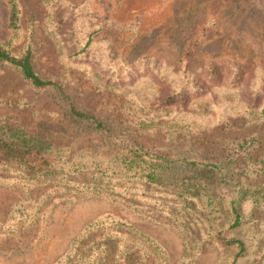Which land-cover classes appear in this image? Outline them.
<instances>
[{
  "label": "rangeland",
  "instance_id": "1",
  "mask_svg": "<svg viewBox=\"0 0 264 264\" xmlns=\"http://www.w3.org/2000/svg\"><path fill=\"white\" fill-rule=\"evenodd\" d=\"M18 4L21 30L15 36L9 29L7 2L0 0V43L12 42V51L21 53L28 40L39 73L70 83L75 102L86 110L104 113L101 107L111 102L109 107L123 108L128 119L151 113H142L137 102L162 103L175 91L178 71L188 68L187 62L179 65L180 51L190 44V50L197 49L199 57L190 68L195 89L171 109H158L162 126L136 137L139 144L155 151L197 145L216 152L221 139L257 136V154H264V117L259 114L264 89L256 92L264 87V0H229L224 6L218 0H18ZM99 26L103 31L95 35L92 47L76 55L88 32ZM113 81L119 82L118 89L102 88V82ZM1 103L0 112L25 129L34 130L41 120L60 113L51 92L32 88L7 67H0ZM112 111L108 109L109 114ZM118 112L117 123L124 117L122 110ZM77 139L90 143L101 138L86 133ZM23 198L22 192L0 189V264H53L89 222L108 211L156 239L172 263L185 256L183 241L172 229L121 212L104 200L57 204L44 236H38L37 229L17 228L11 222ZM7 222L11 232L4 229ZM251 231V255L242 264H264V223L253 225ZM196 257L198 264H220L226 256L206 245Z\"/></svg>",
  "mask_w": 264,
  "mask_h": 264
},
{
  "label": "trees",
  "instance_id": "2",
  "mask_svg": "<svg viewBox=\"0 0 264 264\" xmlns=\"http://www.w3.org/2000/svg\"><path fill=\"white\" fill-rule=\"evenodd\" d=\"M218 1L224 6L229 0ZM6 2L9 29L18 36V0ZM102 31L103 26L89 31L75 54L85 53ZM191 45L180 51L179 65L187 62L188 68L185 73L178 71L175 91L159 104L140 103L135 96L141 112L151 113L128 119L129 113L109 107L111 102L101 107L104 113L81 108L70 83L39 73L28 40L21 53L12 51V42L0 43V67L16 71L36 90L51 92L60 108V113L41 120L34 130L0 112V189L22 192L24 197L11 222L17 228L37 229L38 236H44L57 204L104 200L121 212L172 229L185 247L184 258L172 263L156 239L126 217L108 211L89 222L53 264H198L195 258L206 245L226 256L220 264H242L250 258L251 229L264 223V154H257L258 137L221 139L216 152L197 145L155 151L135 139L162 126L164 119L158 118V109H171L195 89L190 68L199 56H195L197 49L190 50ZM118 83L101 85L115 90ZM261 89L264 87H259L257 94ZM253 106L258 108L257 103ZM108 109L113 110L111 114ZM119 110L124 117L117 123ZM259 114L264 117V102ZM86 133L101 139L78 142ZM35 192L43 193L34 197ZM3 226L11 232L8 222Z\"/></svg>",
  "mask_w": 264,
  "mask_h": 264
}]
</instances>
